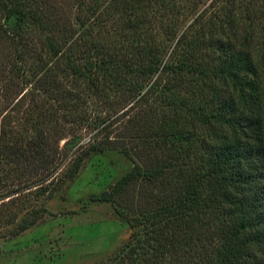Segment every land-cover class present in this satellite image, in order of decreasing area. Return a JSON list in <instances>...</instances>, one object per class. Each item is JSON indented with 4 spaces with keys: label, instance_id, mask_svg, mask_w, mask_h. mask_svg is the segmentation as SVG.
Returning <instances> with one entry per match:
<instances>
[{
    "label": "trees",
    "instance_id": "1",
    "mask_svg": "<svg viewBox=\"0 0 264 264\" xmlns=\"http://www.w3.org/2000/svg\"><path fill=\"white\" fill-rule=\"evenodd\" d=\"M115 151L98 264H264V0H0V211Z\"/></svg>",
    "mask_w": 264,
    "mask_h": 264
},
{
    "label": "rangeland",
    "instance_id": "2",
    "mask_svg": "<svg viewBox=\"0 0 264 264\" xmlns=\"http://www.w3.org/2000/svg\"><path fill=\"white\" fill-rule=\"evenodd\" d=\"M94 100V99H93ZM89 105L93 118H115L122 110ZM108 127L116 138L122 120ZM110 124V123H109ZM96 131V130H95ZM93 131L83 128L81 142H92ZM103 135V134H102ZM100 134V137H102ZM61 145V144H60ZM78 175L40 195L26 192L5 199L0 211V264H98L109 259L133 230L123 223L110 202L92 201L91 195L109 187L131 166L117 151L84 160ZM54 186V184H52ZM13 212L17 217L6 222ZM34 222L18 230L23 219Z\"/></svg>",
    "mask_w": 264,
    "mask_h": 264
}]
</instances>
